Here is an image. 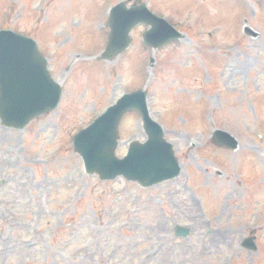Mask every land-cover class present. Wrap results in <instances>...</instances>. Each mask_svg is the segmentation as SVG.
I'll return each mask as SVG.
<instances>
[{"label": "rangeland", "instance_id": "1", "mask_svg": "<svg viewBox=\"0 0 264 264\" xmlns=\"http://www.w3.org/2000/svg\"><path fill=\"white\" fill-rule=\"evenodd\" d=\"M118 1L133 3L0 0V27L37 41L63 91L24 128L0 124V264H264V0H141L183 37L152 49L136 26L129 49L102 60ZM138 88L180 175L144 188L86 174L72 136ZM215 128L239 148L213 145ZM118 134L116 156L144 141L135 112ZM253 229L256 252L240 246Z\"/></svg>", "mask_w": 264, "mask_h": 264}, {"label": "water", "instance_id": "2", "mask_svg": "<svg viewBox=\"0 0 264 264\" xmlns=\"http://www.w3.org/2000/svg\"><path fill=\"white\" fill-rule=\"evenodd\" d=\"M138 23L151 25L144 33L145 41L158 46L178 34L163 19L152 14L141 3L126 8L120 3L112 8L109 16L110 35L102 58H111L124 50L129 42V32ZM145 92L124 95L109 107L87 128L73 137L74 150L83 160L86 170L96 172L101 179L122 175L128 180L149 186L175 177L179 166L172 145L163 138L160 125L148 114ZM60 97V87L49 76L46 60L33 40L22 35L0 32V119L5 126L23 127L32 117L53 109ZM136 110L141 116L148 136L144 144L132 142L123 159L114 156L117 128L122 115ZM213 142L234 148L236 141L227 133L215 131ZM187 234L186 229H180ZM251 240H246V244ZM248 244V245H249ZM246 245V246H248ZM253 248L254 245L252 246Z\"/></svg>", "mask_w": 264, "mask_h": 264}, {"label": "bare ground", "instance_id": "3", "mask_svg": "<svg viewBox=\"0 0 264 264\" xmlns=\"http://www.w3.org/2000/svg\"><path fill=\"white\" fill-rule=\"evenodd\" d=\"M256 160H258V162H264L263 156H258ZM38 247H39V245H38Z\"/></svg>", "mask_w": 264, "mask_h": 264}]
</instances>
